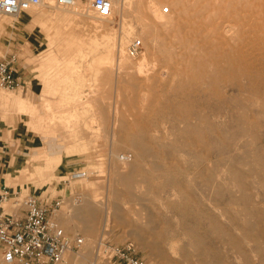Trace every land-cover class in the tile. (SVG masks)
Returning a JSON list of instances; mask_svg holds the SVG:
<instances>
[{"label": "rangeland", "instance_id": "374dc122", "mask_svg": "<svg viewBox=\"0 0 264 264\" xmlns=\"http://www.w3.org/2000/svg\"><path fill=\"white\" fill-rule=\"evenodd\" d=\"M131 2L0 15V60L16 54L21 77L0 91L3 180L65 198L61 225L84 244L58 264H122L108 248L129 242L152 264H264V0Z\"/></svg>", "mask_w": 264, "mask_h": 264}, {"label": "built area", "instance_id": "2783aa9c", "mask_svg": "<svg viewBox=\"0 0 264 264\" xmlns=\"http://www.w3.org/2000/svg\"><path fill=\"white\" fill-rule=\"evenodd\" d=\"M52 2L60 8H72L85 4L96 16L113 15V0H0V15H18L30 7ZM88 10V11H89ZM165 12L169 11L166 7ZM143 49L141 39H134L128 46L131 57ZM19 57L9 55L0 60V91H12L21 87ZM123 159H127L123 156ZM85 176L86 172L71 171V177ZM11 206L8 208V204ZM65 203L59 196L44 200L33 192L13 193L6 182H0V245L4 256L14 264H58L65 261L68 252L79 251L84 238L66 233L58 217ZM110 256L124 264H152L142 257L134 243L108 248ZM107 252V251H106Z\"/></svg>", "mask_w": 264, "mask_h": 264}, {"label": "bare ground", "instance_id": "6f19581e", "mask_svg": "<svg viewBox=\"0 0 264 264\" xmlns=\"http://www.w3.org/2000/svg\"><path fill=\"white\" fill-rule=\"evenodd\" d=\"M215 1H217V0H215ZM258 1V0H257ZM232 2V1H231ZM249 2V1H248ZM261 2H262V0H261ZM46 3V2H45ZM45 3H43V4H40V5H37V6H41V5H44ZM50 3V7H52L53 9H54V4L52 3V2H48V4ZM228 3V2H227ZM260 3V2H259ZM264 3V2H263ZM113 4H114V8H113V13H115V12H125L127 9H130L131 7H132V5H133V3L131 2V0H113ZM256 4V3H255ZM258 4V3H257ZM261 4V3H260ZM232 5V4H231ZM228 6L229 7V9H230V7H232V6ZM233 5H234V3H233ZM37 6H33V7H37ZM81 6H83V4H78V5H76V6H74V7H76L77 9L75 10L76 12L77 11H79V12H77V13H79V15L80 16H82V15H85L86 16V14H87V12H88V10H87V12H86V8H83V7H81ZM134 6V5H133ZM255 6L256 5H254V9H256L255 8ZM259 6V5H258ZM81 7V8H80ZM155 7V6H154ZM157 7V6H156ZM30 8H32V7H30ZM29 8V9H30ZM49 8V7H48ZM51 9V8H50ZM56 9H58V7H56ZM252 9V8H251ZM28 10V9H27ZM147 10H149V9H147ZM152 10H154V12L156 13V16L159 18V19H161L162 20V18H163V15L160 13V11H159V9L157 8V9H152ZM261 10V9H260ZM146 11V10H145ZM150 11V10H149ZM212 11V10H211ZM263 11V10H262ZM261 11V12H262ZM56 12V11H55ZM76 12H73V13H75L76 14ZM151 12V11H150ZM154 12H153V14H154ZM242 12V11H241ZM146 13V12H145ZM229 13V12H228ZM249 13H250V11H249ZM74 14V15H75ZM152 14V15H153ZM206 14V13H205ZM231 14H233V13H231ZM243 14H245V11H244V13ZM252 14V13H251ZM253 14H256V13H253ZM262 14V13H261ZM260 14V15H261ZM78 15V14H77ZM78 15V16H79ZM87 15H89V14H87ZM247 15H249V14H247ZM258 15V14H257ZM256 15V16H257ZM262 15H264V14H262ZM261 15V16H262ZM149 16V15H148ZM153 16H155V14L153 15ZM155 16V17H156ZM222 16V15H221ZM229 16V15H228ZM241 16V15H240ZM151 17V16H150ZM233 17V16H232ZM249 17V16H248ZM101 18V17H100ZM152 18V17H151ZM257 18H259V17H257ZM177 19V18H176ZM105 20V19H104ZM108 20V19H107ZM158 20V19H157ZM223 20V19H222ZM247 20V19H246ZM94 21V20H93ZM99 21V20H98ZM103 21V20H102ZM240 21V20H239ZM3 21H0V24L2 23ZM215 22H216V20H215ZM225 22H226V20H225ZM246 22V21H245ZM224 23V22H223ZM222 23V24H223ZM231 23V22H230ZM237 23V22H236ZM235 23V21H234V23L233 24H236ZM241 23V22H240ZM252 23V22H251ZM262 23V22H261ZM216 24V23H215ZM226 24V23H225ZM224 24V25H225ZM238 24V23H237ZM243 24H244V21H243ZM246 24V23H245ZM244 24V25H245ZM154 26H156V25H154ZM222 26V25H221ZM233 26V25H232ZM232 26H231V24L230 25H226L225 27H224V29H221L222 27H220V29L222 30V31H219L218 30V33H219V36H222V34L224 35V34H226V33H231V31H232ZM186 27V26H185ZM214 27H216V26H214ZM234 27V26H233ZM187 28H189L188 26H187ZM256 28V27H255ZM235 29V28H234ZM259 29V28H258ZM258 29H257V33H258ZM247 30V29H246ZM245 30V31H246ZM185 31V30H184ZM233 32V31H232ZM244 32V31H243ZM251 32V31H250ZM130 33V32H129ZM183 33H186V32H183ZM232 34V33H231ZM243 34V33H242ZM249 34H251V33H249ZM261 34V33H260ZM227 35H230V34H226V35H224V36H227ZM245 35V34H244ZM243 35V36H244ZM253 35H254V32H253ZM252 35V36H253ZM262 35H264V34H262ZM223 38V37H222ZM225 38V37H224ZM247 39V38H246ZM229 41V40H228ZM244 43V42H243ZM249 43V42H248ZM117 46H116V48H117V51H118V55H119V58H120V61H124V60H126L127 59V56H126V53H125V47L123 46V39L122 38H120L119 40H118V43L116 42L115 43ZM114 44V45H115ZM114 45H111V46H109V48H107V53L104 55V57L106 58V60L108 61V60H110L109 58H110V55H112V53L115 51V46ZM242 46H244V45H242ZM245 47V46H244ZM241 48V47H240ZM243 49H245V48H243ZM255 49V48H254ZM264 49V48H263ZM241 52V51H240ZM257 53V52H256ZM263 53V52H262ZM114 54V53H113ZM247 54V53H246ZM253 54H255V53H253ZM148 55V54H147ZM146 55V56H147ZM149 56V55H148ZM245 56V55H244ZM248 57V56H247ZM105 58H102L101 60H104L105 61ZM243 58V57H242ZM251 58V57H250ZM258 58V57H257ZM264 58V57H263ZM100 59V58H99ZM245 58H243V60H244ZM98 60V59H97ZM117 60H119V59H117ZM128 60V59H127ZM146 60V58H145V56H143L141 59H140V61L139 62H137L138 64H137V68H138V75H141L142 73H143V69H144V65H145V61ZM257 61V60H256ZM114 62V61H113ZM121 63V62H120ZM125 63V62H124ZM245 63H247V62H245ZM108 64V63H107ZM111 64V63H110ZM114 64V63H113ZM262 64V63H261ZM128 65V64H127ZM166 65V64H165ZM105 66V65H104ZM111 66V65H110ZM116 66V65H115ZM118 66V65H117ZM120 66V68L122 67L121 65H119ZM106 67V66H105ZM111 67H113V65L111 66ZM165 67H167V66H165ZM171 67V66H170ZM108 68H110V67H108ZM112 69H114V68H112ZM166 69V68H165ZM97 70V69H96ZM95 70V71H96ZM104 70V69H103ZM175 70V69H174ZM111 71V70H110ZM109 71V73H111ZM162 72V71H161ZM100 73H101V71H100ZM147 74V73H146ZM100 75V74H99ZM144 75V74H143ZM116 76H118V75H116ZM97 77V76H96ZM108 77V76H107ZM111 78V77H110ZM147 79V78H146ZM104 80V79H103ZM107 80V79H106ZM245 80H247V79H245ZM250 80V79H249ZM253 80V79H252ZM117 81H118V78H117ZM217 87V86H216ZM245 87V86H244ZM209 89V88H208ZM231 89V88H230ZM234 89V88H233ZM236 90V89H235ZM246 90V89H245ZM213 91V90H212ZM222 91V90H221ZM23 105V104H22ZM21 105V106H22ZM27 107V106H26ZM30 106H28V108H29ZM25 108V107H24ZM31 109V108H30ZM51 109V108H50ZM29 110V109H28ZM34 110V109H33ZM37 110V109H36ZM25 111V110H24ZM47 116V115H46ZM117 119V118H116ZM56 120V119H55ZM35 128H37L38 130H40V128L39 127H37V126H34ZM41 131V130H40ZM49 162V161H48Z\"/></svg>", "mask_w": 264, "mask_h": 264}, {"label": "crops", "instance_id": "0c3cea01", "mask_svg": "<svg viewBox=\"0 0 264 264\" xmlns=\"http://www.w3.org/2000/svg\"><path fill=\"white\" fill-rule=\"evenodd\" d=\"M50 144L48 142H45V147H49ZM4 159V153L2 151H0V164L2 162V160ZM0 182H6L5 180H3V176L0 174ZM69 257H67V261L65 260L64 262L68 263ZM124 264V263H122Z\"/></svg>", "mask_w": 264, "mask_h": 264}]
</instances>
